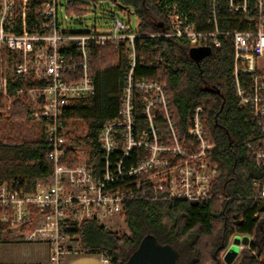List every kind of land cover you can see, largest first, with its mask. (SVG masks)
Wrapping results in <instances>:
<instances>
[{"label":"built area","instance_id":"2783aa9c","mask_svg":"<svg viewBox=\"0 0 264 264\" xmlns=\"http://www.w3.org/2000/svg\"><path fill=\"white\" fill-rule=\"evenodd\" d=\"M72 5V0H39L30 8L29 0H0V50L16 56L15 75L39 83L15 92L32 104L30 117L43 120L52 165L46 184L31 191L0 182V236L11 232L20 241L44 244L47 264H60L66 253L77 252L78 230L84 223L107 230L124 224L129 203L233 199L211 191L217 168L210 162L204 129L206 105L192 109L184 141L166 84L136 75V40L144 35L117 17L106 27L65 30L58 14ZM203 5L204 12L168 4L167 30L159 35L184 40L189 48H229L233 95L248 127L245 149L258 172L245 198L262 205L264 0H203ZM97 48H112L120 56V103L94 142L79 147L65 125V112L71 103L95 96L92 57ZM70 150L75 152L71 158ZM236 236L249 238L247 245L238 244V255L249 249L252 237L235 233L224 252ZM102 261L110 263L108 258Z\"/></svg>","mask_w":264,"mask_h":264},{"label":"trees","instance_id":"16d2710c","mask_svg":"<svg viewBox=\"0 0 264 264\" xmlns=\"http://www.w3.org/2000/svg\"><path fill=\"white\" fill-rule=\"evenodd\" d=\"M30 8L39 0H29ZM65 9L68 15L82 16L90 2L98 0H72ZM120 11L133 12L139 23L137 30L144 37L136 40V75L156 78L166 84L176 125L184 141L189 137V115L197 104L206 105L204 129L210 141V162H218L217 175L211 184L213 193L229 195L232 200L214 199L208 203L188 201L132 202L125 207V223L130 236L84 223L78 230L80 244L86 251L99 249L112 257L115 264H126L145 236H153L160 244H169L178 252L176 264H225L221 255L235 233L252 237L249 249L243 250L232 264H264V204L256 205L246 200L239 185L228 189L233 179L258 175L251 154L245 149L248 127L243 123V113L238 109L231 85L232 56L227 46L214 51L213 57L196 65L187 56L189 49L184 40L160 36L167 30L166 8L176 2L184 8L204 12L203 0H112ZM10 67L5 90L14 101L8 116L0 115V182H12L16 189L27 192L36 180L51 172V162L44 146L43 120L32 119L33 106L18 88L38 85L30 76H17L13 71L16 56L1 49ZM187 64L182 65L179 57ZM170 64L167 69L164 62ZM120 56L112 48H97L93 52L92 71L96 94L87 101L71 103L65 112V125L70 132L86 133L94 142L97 130L117 113L120 103L121 74L118 70ZM115 67V74L108 72ZM226 76L229 92L226 102L214 98L204 89V81L217 84ZM116 76L118 92L109 91L108 77ZM4 93L0 92V110ZM74 150L69 151L73 157ZM250 180V181H251ZM251 183V182H250ZM163 218L167 221L163 223ZM27 229V228H26ZM259 259H261L259 261Z\"/></svg>","mask_w":264,"mask_h":264},{"label":"rangeland","instance_id":"374dc122","mask_svg":"<svg viewBox=\"0 0 264 264\" xmlns=\"http://www.w3.org/2000/svg\"><path fill=\"white\" fill-rule=\"evenodd\" d=\"M61 1L64 2L66 0ZM58 15L61 28L73 31H85L93 25H96V27H98L97 25L106 27L109 25L112 17H117L122 21L129 23L132 29L137 27L138 22V18L133 12L120 11L119 7L112 0H98L97 2H90L88 11L82 16L68 15L65 13L64 8H62V11H60ZM3 54L4 53L0 52V92L2 94L4 93L0 115L5 118L8 116V110L14 101V98L6 94L5 81L10 75V67ZM179 60L182 65L188 63L184 56H180ZM157 62L160 63L164 61L160 58ZM168 65L170 64L164 62V66L167 69L170 68ZM114 71L115 67L108 69V72L111 74H115ZM115 77L116 76L108 77L109 91L111 93L118 92V83H116ZM70 137L74 142H77L79 147L90 144V141L86 138L85 132L74 131L71 132ZM213 164L216 167H219L218 162L214 161ZM239 179L240 180L238 181L237 179H233V181L228 183V189L230 191H234L237 185L243 182V179ZM246 179V176H244V180ZM45 184L46 179L44 177L36 180L34 187L44 186ZM166 221L167 219L163 218V223ZM119 225L120 226L110 231L115 232L118 236L125 235L129 237L130 232L126 223ZM75 247L77 253H66L60 264H105L100 260L101 258H108L110 260V263L108 264L117 263V261L114 263L112 257L108 256L103 251H99V249L86 251L80 244V239L79 243ZM46 249L47 248L44 244L20 241L13 235V233H4L3 236H0V264H47ZM84 251L87 253H84ZM260 260L261 259H259V261Z\"/></svg>","mask_w":264,"mask_h":264},{"label":"water","instance_id":"95a60500","mask_svg":"<svg viewBox=\"0 0 264 264\" xmlns=\"http://www.w3.org/2000/svg\"><path fill=\"white\" fill-rule=\"evenodd\" d=\"M210 51L208 47L189 48L187 56L198 64L200 60L210 55ZM248 241V236L234 237L232 244L224 252L222 261L225 264H232L238 256V244L247 245ZM178 257V252L171 245L160 244L155 237L145 236L126 264H176Z\"/></svg>","mask_w":264,"mask_h":264},{"label":"flooded vegetation","instance_id":"af4514ba","mask_svg":"<svg viewBox=\"0 0 264 264\" xmlns=\"http://www.w3.org/2000/svg\"><path fill=\"white\" fill-rule=\"evenodd\" d=\"M213 55H214V51L211 50L210 55L200 60L198 64H200L206 59L213 57ZM194 63L198 65L196 62ZM221 76L222 77L221 80L219 81V84H217L213 80L204 81V89L208 91L211 95H213L214 98L221 100V102L225 103L229 92V83L226 80L225 75L222 74Z\"/></svg>","mask_w":264,"mask_h":264},{"label":"crops","instance_id":"0c3cea01","mask_svg":"<svg viewBox=\"0 0 264 264\" xmlns=\"http://www.w3.org/2000/svg\"><path fill=\"white\" fill-rule=\"evenodd\" d=\"M138 23H139V20H138V22H137V25H138ZM257 172V171H256ZM247 179L246 180H244V178H243V182H241L240 184H239V189H241L242 190V192L244 193V194H247V195H249L250 194V192H251V189H250V178L249 177H246ZM35 183H36V181H35ZM34 183V184H35ZM47 250V249H46ZM75 253H77V252H75ZM84 253H87L86 251H84ZM83 253V254H84ZM83 254H81V255H83ZM63 258V257H62ZM62 258H61V260H62ZM101 261H102V258L100 259ZM61 262V261H60ZM103 262V261H102ZM104 263V262H103ZM106 264V263H105Z\"/></svg>","mask_w":264,"mask_h":264}]
</instances>
